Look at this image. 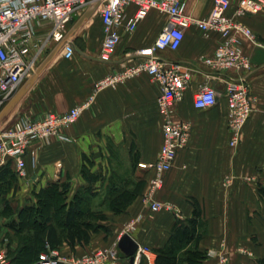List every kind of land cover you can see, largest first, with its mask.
Masks as SVG:
<instances>
[{"label": "crops", "instance_id": "1", "mask_svg": "<svg viewBox=\"0 0 264 264\" xmlns=\"http://www.w3.org/2000/svg\"><path fill=\"white\" fill-rule=\"evenodd\" d=\"M229 2L228 15L233 16L239 0ZM211 8L212 0H188L186 13L201 19L208 16ZM132 12L133 8H129L128 14ZM82 16L84 20L75 27ZM166 21L165 14L150 11L133 33L121 34L110 59L102 61V23L99 15L87 8L69 26L67 39L74 47L70 59L62 57L60 47L42 52L33 75L19 87L13 97L17 98L0 125H11L19 118L38 120L47 113H65L93 98L78 120L62 132L67 140L51 138L31 144L25 157V179H16V187L10 185L0 192V251L17 247L8 226V214L12 212V218L17 219V212L24 205L35 204V194L50 184L79 182L83 154L101 149L102 144L104 151L111 144L123 145L129 153L136 154L137 166L156 159L162 144L157 111L159 85L146 74L97 94H93V85L124 66L135 64L138 59L131 56L132 52L151 46ZM237 21L254 35L253 41L242 34L236 38L247 69L220 72L205 66L204 60L214 55L222 39L218 33L204 34L194 26L185 30L176 50L165 49L156 54L158 59L180 65L191 74L175 112L177 119L191 124L190 138L187 147L177 153L173 168L165 174L163 188L156 193V198L170 204L172 211L150 213L144 196L152 173L137 168L136 176L146 182L143 191L125 213L106 212L109 220L104 225L109 228V235L93 234L87 243L76 242L73 249L62 242L57 248L61 254L79 256L107 248L134 222L129 235L147 252V264H154L152 250L166 243L176 219L192 217L191 200H196L205 228L199 250L214 254L224 250L229 254V264H264V11ZM49 27L47 22L40 24L35 39L42 41ZM238 77H245L249 85L252 113L242 128L239 145L231 149L224 93L226 81ZM202 84L218 93L216 106L208 110L193 107L194 94ZM204 264H216V256Z\"/></svg>", "mask_w": 264, "mask_h": 264}, {"label": "built area", "instance_id": "2", "mask_svg": "<svg viewBox=\"0 0 264 264\" xmlns=\"http://www.w3.org/2000/svg\"><path fill=\"white\" fill-rule=\"evenodd\" d=\"M187 1L0 0V112L15 96L21 84L33 75L43 51L61 44L62 57L68 60L73 56V44L67 39L68 29L85 9L94 10L102 23L103 41L99 54L102 61L110 59L121 34L133 33L150 11L165 14L166 24L153 44L132 52L131 56L138 61L95 82L93 94L113 88L139 74H146L159 85L157 111L161 118L162 144L156 159L138 164V169L152 173L148 180V192L144 196L150 213L172 211V206L158 200L156 193L163 188L165 174L173 168L177 153L187 147L190 138L191 124L177 119L175 112L189 86L191 74L180 65L158 59L156 54L165 49L176 50L185 30L194 26L204 34L218 33L222 39L214 55L204 60L205 66L220 72L247 69L246 58L237 47L236 38L242 34L253 41L254 35L237 19L264 11V0H239L233 16H229V0H212L208 16L199 19L186 13ZM129 8H133L132 14H128ZM44 22L49 23V30L42 41H37L36 28ZM217 96L215 89L202 84L194 94L193 107L196 110L211 109L216 106ZM224 97L228 146L236 149L242 128L252 113V99L245 77L228 79ZM92 98L65 113H47L38 120L19 118L10 126L0 129V167L10 161L17 179H25V157L31 144L51 138L67 140L62 132L78 120ZM134 225V222H130L119 233L118 240L123 234L133 231ZM118 240L107 248L79 256L62 255L58 250L47 247L34 264H129L117 247ZM214 253L211 251L207 255L216 256V264H229L228 252ZM141 255L149 261L147 252L139 247L133 264L139 263ZM0 264H9L5 250L0 251Z\"/></svg>", "mask_w": 264, "mask_h": 264}, {"label": "trees", "instance_id": "3", "mask_svg": "<svg viewBox=\"0 0 264 264\" xmlns=\"http://www.w3.org/2000/svg\"><path fill=\"white\" fill-rule=\"evenodd\" d=\"M137 161L135 155V166ZM11 166L9 161L0 167V192L10 185L17 186V177ZM134 172L128 176L111 173L105 182L107 193L98 206L93 204L97 198L93 190L79 191L69 200L67 192L61 190L64 183L40 189L35 194L36 203L24 205L17 212V219L12 218V212L8 214V226L17 241L15 250L6 247L9 264H34L47 247L57 250L62 242H66L73 249L76 242L87 243L93 234L102 232L109 235L110 230L104 225L109 220L106 212L114 215L125 213L145 186L143 177H137ZM89 182L93 183V178ZM191 201L194 208L192 217L175 220L166 243L152 250L154 264H203L206 261L207 252L198 247L205 234L201 210L196 200ZM138 264H147L146 258L141 255Z\"/></svg>", "mask_w": 264, "mask_h": 264}, {"label": "rangeland", "instance_id": "4", "mask_svg": "<svg viewBox=\"0 0 264 264\" xmlns=\"http://www.w3.org/2000/svg\"><path fill=\"white\" fill-rule=\"evenodd\" d=\"M7 126L10 125L8 123L2 124L0 125V129ZM135 155L136 154L134 153L131 155V153L128 152V149L123 145L114 146L107 144V148L103 151L102 144L101 149L90 151L82 155V165L79 173L83 172L84 175L83 173L81 174L80 181L74 183H64L61 190L67 192L69 200H72L73 196L79 191L81 192L87 189L93 190L97 194V198L93 200V204L94 206H98L103 201V196L107 193L105 189V182L108 177L111 176V173L116 174L117 176H128L131 172L135 171L134 173L137 174L138 166L137 164L135 166L133 163ZM90 178H93V183L89 182ZM211 257L212 256L208 257L207 255V259H210Z\"/></svg>", "mask_w": 264, "mask_h": 264}, {"label": "water", "instance_id": "5", "mask_svg": "<svg viewBox=\"0 0 264 264\" xmlns=\"http://www.w3.org/2000/svg\"><path fill=\"white\" fill-rule=\"evenodd\" d=\"M84 18H85V16H82L81 18H79V20L75 24V27L79 26V24L84 20ZM60 45L61 44H59L57 48H59ZM52 55H53V53L48 57V59L46 60L44 65L47 64V62L52 57ZM16 98H17V96L15 98H13L12 100H10V102H8V104L1 110L0 122L3 120V118L7 114V112L9 111V109L12 106V103L16 100ZM117 247H118L119 251L128 259V263L133 264L134 257L137 253L138 248H139L137 242L129 234H123L117 242Z\"/></svg>", "mask_w": 264, "mask_h": 264}, {"label": "bare ground", "instance_id": "6", "mask_svg": "<svg viewBox=\"0 0 264 264\" xmlns=\"http://www.w3.org/2000/svg\"><path fill=\"white\" fill-rule=\"evenodd\" d=\"M148 192V191H147ZM161 211H165V210H161ZM161 211H159V212H161ZM158 213V212H157ZM153 214H155V213H153Z\"/></svg>", "mask_w": 264, "mask_h": 264}]
</instances>
